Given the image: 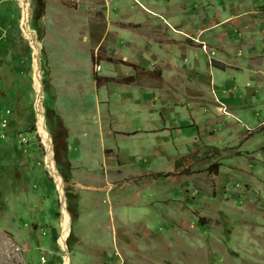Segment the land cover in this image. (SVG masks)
Segmentation results:
<instances>
[{
    "label": "rangeland",
    "instance_id": "374dc122",
    "mask_svg": "<svg viewBox=\"0 0 264 264\" xmlns=\"http://www.w3.org/2000/svg\"><path fill=\"white\" fill-rule=\"evenodd\" d=\"M2 1L0 88L4 90L0 91V121L9 115L4 129L0 122V138L9 141L10 150L17 143L21 153L13 149L11 156L15 158L8 162L10 176H0V264H63L56 246L60 198L43 163L45 149L34 113V53L21 39L18 1ZM186 1L30 0L29 27L37 39L35 23L43 32L38 41L46 54L52 84V96L44 95V99L49 107L55 101L69 130L67 147H71L73 169L64 189H73L79 201L73 208L67 199L72 220L67 238L70 264H264V87L260 88L262 103L251 108L243 104L238 117L236 112L217 111L226 118L222 134L219 136L217 130L215 136L204 137L201 141L206 148L201 146L198 154L186 155L171 144L161 150L163 157L156 158L151 144L127 143L123 137H118L122 140L121 155L114 151L112 138L101 141L103 148L99 147L98 131L101 125L107 130V121L126 134L138 129L136 122L145 120L148 104L151 109L161 107L154 94L103 80L129 71L134 77L125 85L148 77V72L143 74L130 61L129 51L138 56L141 52L134 42L147 38L162 39L157 42L174 39L177 43L193 40L174 25L161 26L159 21L160 16L179 14L183 6H189ZM191 2L197 9L207 8L206 15H198L209 20L208 8H213L212 14H226L212 2L220 7L226 6L225 2L233 4L228 18L216 22L223 29H237V35H230L228 41L240 48V72H244L240 73V87L260 82L264 77V0ZM180 18L176 19L178 24ZM105 30L117 39L110 34L103 38ZM131 33L135 41L129 46L126 36ZM179 59L186 65L189 57ZM97 67L101 68L98 74ZM150 80V84L160 85L158 76ZM214 80V94L237 100V85L230 75L215 73ZM198 90L197 100L210 103V87L206 86L205 96ZM246 92L247 96L255 93L253 89ZM200 103L197 101L190 112L194 123L203 124L210 116ZM183 106L189 109L190 103H180L179 110L169 117L173 121H165L166 126L183 122ZM168 111L163 110L162 115ZM207 113L214 114L215 109ZM187 133L193 135L195 129H187ZM181 134L173 132L174 139ZM20 137L27 140L24 149L19 145ZM126 146L132 149L125 152ZM0 152L3 159L5 152L1 148ZM213 164L220 166L215 172L209 171ZM153 184L157 185L151 188L153 193H164V199H159L162 205L154 211L138 206L143 204L141 194ZM169 197L174 200L165 202Z\"/></svg>",
    "mask_w": 264,
    "mask_h": 264
},
{
    "label": "crops",
    "instance_id": "0c3cea01",
    "mask_svg": "<svg viewBox=\"0 0 264 264\" xmlns=\"http://www.w3.org/2000/svg\"><path fill=\"white\" fill-rule=\"evenodd\" d=\"M204 1L208 3L212 2L213 0ZM187 3L189 6H183L179 14L167 17L160 16L159 21L161 26H168L169 23L174 25L177 30H180L182 35H189L194 38L193 40L187 38L183 40V42L177 43L169 36L172 41L165 40L163 42H157L162 39L155 40L152 38H147L134 42L135 40L132 39V33L126 36L127 41L129 39L131 41V43L128 42L129 46H132V43L134 42L133 44L141 49L139 56L137 53L133 55L132 52L129 51L131 55L130 61L134 62V66L141 68V71L144 72L143 74L148 72L146 73L148 77H146V79L143 78L141 83H137V89L149 94H154V98L160 102L161 107L156 108L158 113L149 110L145 120L142 122H136L138 129L128 131L129 133H126L128 136L121 135L122 133L117 131L112 125H108L106 131H104V125L100 126L99 140L104 142V139L109 140V138H113L115 140V145L118 144L120 148V155L122 153V149L119 143L122 140L126 141L127 143L136 141V145L151 144L152 153L156 156V158L159 156L163 157V152H161V150L165 151L166 146H171V144L176 146L177 150L179 148L183 149L186 155L198 154L201 146L206 148V145L201 141L204 139V137L210 138L211 136H215V131L218 130L217 133H220V130L224 129L226 118L223 116L224 119H222V115L217 114V111L222 110L224 112L227 111V113L228 111L236 112L235 114L238 117L240 115V107H243V104H248L249 108H251L254 105H259L262 103V93L260 92V88L264 87V77L261 76L260 82H247L243 87H240V73H244L240 72V48L238 45L230 44L228 41L230 35H237V29L234 28V31L228 30V28L223 29L221 28L222 24L216 22L217 19L228 18L229 9L233 6V4L230 5L229 3L225 2L226 6L220 7L216 2H212V4H216V8L217 10H220V13L221 10H223L226 14L218 15L217 10H215L217 11L216 13L212 14L213 12L211 13L210 9L213 8H208V16L212 15V20H209L208 17H202V15H206L205 11L207 8L197 9L198 5L196 7H194V5H190L192 3L191 0H188ZM198 12H200L202 15L199 16ZM178 16L181 17L179 24L176 20ZM203 20L206 22H202ZM228 23L229 21L226 22L227 26ZM104 34L105 36L103 38L110 34V36H114L115 39H117L116 34H113L110 30H105ZM223 34L225 36L224 38ZM235 44L237 43L235 42ZM204 47L206 48V51L203 49ZM204 53H209L210 55L206 57ZM223 53L224 59H221ZM199 54L201 57L198 56ZM181 56L189 57L186 65H183L179 59ZM140 63H144L146 67L140 65ZM154 69H157L158 73H153ZM215 73L228 76L230 75V79L237 85L234 88L236 93H238V96L235 95L237 100L232 102V100L229 99L222 97L219 98L218 95H216L217 93L214 94V92L217 91L214 80ZM176 75H178L180 79H174ZM155 76H158L157 83L160 84L159 86L150 84L152 83L150 77ZM254 83H258L259 86H254ZM206 86L210 87V90L207 91L209 95L208 97L211 101L210 103H204L203 100H197L200 98H198L196 92L199 91L198 89L200 88V92L204 93L203 96H205ZM248 89H253L255 93L247 96L246 90ZM180 96H184L187 99V103H190V107L189 109L184 106L180 107V110L183 111L182 115L180 116L183 122L181 120L174 122L172 128H170L166 126L165 121H173L169 117H171V114L174 110H179V104H183L185 101V99L181 98ZM254 96L255 101L253 102L251 100ZM197 101L201 102L200 105H202L203 109L206 107L205 115L210 116V119H206L203 124H198V122L194 123L191 119L193 114L190 112V110L193 109ZM166 104H171L172 106H166ZM146 107L148 108V106ZM210 109H215V113L211 115L208 114L207 111ZM159 110L169 111L167 115L163 116L159 114ZM122 122L125 121L122 120ZM232 122L234 121L232 120ZM182 123L183 128L181 127ZM237 123L240 124L238 120ZM238 124H236V126L233 124L229 125L238 129L240 128ZM187 129H195V133L193 135L187 133ZM176 130L181 131V135L183 136H178L176 139H174L173 132ZM202 130H204V132ZM104 132L107 133L104 134ZM133 133H136L137 136L134 137ZM114 134H116L115 138L113 137ZM221 134L222 133H220L219 136H221ZM193 136H195L194 139ZM118 137H123L125 139L121 140V138ZM183 139H185V141ZM99 146L103 148L101 143H99ZM130 149L132 148L126 146L123 150L126 151ZM125 158L132 159L126 155ZM147 173L148 172H145L143 175H146ZM152 186L155 188L157 187L155 184ZM155 203L156 201L152 197V199L144 205H147V207H152Z\"/></svg>",
    "mask_w": 264,
    "mask_h": 264
},
{
    "label": "bare ground",
    "instance_id": "6f19581e",
    "mask_svg": "<svg viewBox=\"0 0 264 264\" xmlns=\"http://www.w3.org/2000/svg\"><path fill=\"white\" fill-rule=\"evenodd\" d=\"M17 1L20 5V9H21V19H20V25H19V29L21 30V39H23L25 42H27L30 49L33 50V53H34L32 89H33V92L35 94L34 113H35V116H36L37 122H38V124H37L38 135H39L41 142H42V145L45 149V157L43 159V163H44V166L46 167V170H47L49 176L51 177V179L53 180V183L55 184L56 191H57L59 198H60L59 213L57 212V214H56V217L59 216V226H58V229L56 231V233H57L56 246L62 255L63 264H70V254H69V250H68V246H67V238L70 235V228H71L72 220H71L70 213L68 211L66 191L64 189L65 184L67 182L64 181V178L62 177V174L60 173V171L57 167V162L55 160L54 141H53V137H52L53 133L49 128L50 120L48 119V116H47V110L49 109L52 112H54V114L57 116V120L58 119L61 120L63 126L67 130V145L68 146H70L69 145V142H70L69 141V130L64 123L63 117L58 113V111L56 109L55 101H54L53 107H49L47 105L45 99H44V95H45V98H46V96H52V95L51 94L47 95L44 92V70H43L42 61H43V54L45 56H46V54H45L44 50L42 49V47H43L42 44L38 41V39H41V40L43 39V34H42L43 32L41 30V34H42L41 38L38 36V33H37V37H38V39H37L35 34L30 30V27H29V20H30V15H31V12H29L30 0H17ZM1 3H3V1L0 2V6H1ZM36 25H34L35 30H36ZM104 33H105V31H103V34ZM6 34H7V31L5 32V35ZM5 35H4V37H5ZM104 36H105V34H104ZM101 43L102 42L100 41L98 49H100ZM38 47H40L39 51H38ZM38 53L40 54V61L39 62L37 59ZM15 63H16L15 65H19V63L16 60H15ZM38 66H39V73L37 71ZM46 67H47L48 79H49V77H50L49 68L47 65H46ZM136 68H139V67H136ZM120 69L121 68H119L118 70H120ZM125 69H127V68H125ZM100 71H101V68L97 67L96 73L98 74ZM126 73H128V74H126ZM126 73H124L122 76L116 75L115 77H112V78L104 77L105 79L103 81L105 83H109V84H117V85L127 86V87H130V86L131 87H133V86L137 87L138 82L133 83V81H131L132 85L131 84L125 85L126 82H128V80H130L134 77L133 72L129 71ZM49 83H50V79H49ZM96 83H97V81H96ZM50 85H51V89H52V84L50 83ZM182 98L185 99L183 104L187 103V99L184 96H182ZM148 108L154 112H157V109H151L149 104H148ZM162 111L159 112L160 115L163 114ZM8 115L9 114H7L2 121H0L1 123H3L2 124L3 129L6 127V123H7L6 120L8 118ZM120 121H122V120H120ZM105 124L112 125L111 121H107ZM113 127L116 129L115 126H113ZM119 132H121V131H119ZM126 133H129V132L127 131ZM98 134H99V131H98ZM121 135L128 136L127 134H121ZM136 136H137V134L135 133L134 137H136ZM115 137H116V134H115ZM98 138H99V135H98ZM2 140H4V139H2ZM112 140H114V139L112 138ZM100 142H101V140H99V143ZM26 143H27V140L25 137L19 138V145L23 149H24L23 144H26ZM70 148L71 147H67V156H66L68 158L69 164L72 163V161L69 158ZM109 150H111V149H107L106 151L108 152ZM114 151H117L120 153V148H119L118 144L115 145ZM72 165L70 164L71 169H73ZM168 175H171V174H168ZM151 188H155V187H153L152 185H149L147 188V190H149V191H146L145 193L141 194L140 199L143 200V204H138V206L147 207V205H144V204L149 202L153 197L154 200L156 201V203L152 207H149V208H151L152 211H154V209L157 205L158 206L162 205V203H157V202H159V199H164V193H162L160 195L155 194V192L153 193L151 191ZM72 191H73V189H72ZM73 192H75V191H73ZM75 194H77V193L75 192ZM173 200L174 199L172 197H169L167 200H165V202H169V201H173ZM78 203H79V201H78ZM145 215H146V217L149 216V214H147V213H145ZM161 224H162L161 227H164L162 222H161Z\"/></svg>",
    "mask_w": 264,
    "mask_h": 264
},
{
    "label": "trees",
    "instance_id": "16d2710c",
    "mask_svg": "<svg viewBox=\"0 0 264 264\" xmlns=\"http://www.w3.org/2000/svg\"><path fill=\"white\" fill-rule=\"evenodd\" d=\"M2 0H0L1 2ZM3 3H1V8L3 7ZM36 25V23H35ZM36 31L38 33V36L41 38L42 34H41V28L36 25ZM43 70H44V92L48 95L51 92V85L49 83V79H48V71H47V59L46 56L43 54ZM1 88L4 90L3 86H1ZM0 88V91H2V89ZM47 116L48 119L50 120L49 123V128L53 133V141H54V152H55V160L57 162V167L60 171V173L62 174V177L64 178L65 182H69L70 180V164L68 162V158L67 156V130L65 129V127L63 126L61 120H57V116L54 114V112H52L51 110H47ZM0 148L5 152V155L3 157V159H1L0 156V160L2 161V163L0 164V176H9V166H8V162L12 159L15 158V155L11 156V152L13 151V149L15 151H18V153H21V150L19 148V146H17V143L14 144L13 148L10 150L9 147V141H5L2 140L0 138ZM61 144V145H60ZM264 150V148H263ZM1 153V152H0ZM194 157L196 158V156L194 155ZM194 158V159H195ZM5 164L8 166L6 167ZM178 166V164L176 163V167ZM219 164H213L210 167L209 171H217V169H219ZM9 173V174H8ZM66 197L68 199V201H70V204H73V208L75 207V204L77 205L78 203V198L75 194V192H73L71 189H67L66 190Z\"/></svg>",
    "mask_w": 264,
    "mask_h": 264
},
{
    "label": "water",
    "instance_id": "95a60500",
    "mask_svg": "<svg viewBox=\"0 0 264 264\" xmlns=\"http://www.w3.org/2000/svg\"><path fill=\"white\" fill-rule=\"evenodd\" d=\"M25 12V11H24ZM39 48L40 47H38V51H39ZM37 59H38V62L40 61V54L38 53V56H37ZM37 71H38V73H39V66L37 67Z\"/></svg>",
    "mask_w": 264,
    "mask_h": 264
}]
</instances>
